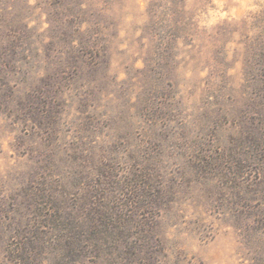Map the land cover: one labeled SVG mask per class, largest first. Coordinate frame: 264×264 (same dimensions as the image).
Wrapping results in <instances>:
<instances>
[{"label":"rangeland","instance_id":"1","mask_svg":"<svg viewBox=\"0 0 264 264\" xmlns=\"http://www.w3.org/2000/svg\"><path fill=\"white\" fill-rule=\"evenodd\" d=\"M0 264H264V0H0Z\"/></svg>","mask_w":264,"mask_h":264}]
</instances>
